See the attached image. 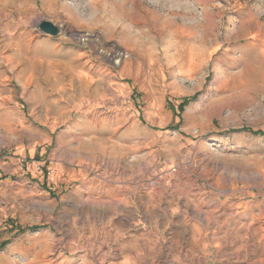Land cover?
Wrapping results in <instances>:
<instances>
[{"label":"rangeland","instance_id":"rangeland-1","mask_svg":"<svg viewBox=\"0 0 264 264\" xmlns=\"http://www.w3.org/2000/svg\"><path fill=\"white\" fill-rule=\"evenodd\" d=\"M261 31L264 0H0V264H104L106 218L83 210L118 181L141 223L264 206Z\"/></svg>","mask_w":264,"mask_h":264},{"label":"crops","instance_id":"crops-1","mask_svg":"<svg viewBox=\"0 0 264 264\" xmlns=\"http://www.w3.org/2000/svg\"><path fill=\"white\" fill-rule=\"evenodd\" d=\"M250 42L253 44L250 47L253 54H249V59L257 53L263 54V31L255 34ZM110 155L120 162L126 156L120 150ZM118 182L108 188L109 196L114 195L116 198L114 206L109 205L100 213L92 210V207L83 210V216L100 214L102 218H106L102 223H96L103 225L101 239L108 246L105 253H100L103 254L101 260L105 261L104 264H141L142 260L155 264L161 258L166 259L167 264H209V261H216V264H264L263 205L231 208L221 204L214 207L217 212H212L213 215L208 220L177 219L141 223L139 220L129 219L127 215L129 212L134 213V209L125 206L126 203L129 204L128 200L139 197V188L136 185L134 187V184L129 187V183ZM40 185L50 187L51 192L54 190L52 184L44 179L40 181ZM188 209L189 213L199 211L196 205L188 206ZM82 223L88 230L84 235L91 236L93 222ZM75 225L73 223V226H67L70 231L65 236L69 244H73L75 238L81 237L80 229ZM39 231L40 235L51 237L52 241L59 239L58 235L54 236L57 231L53 226L41 228ZM162 238L166 240L163 241ZM110 245H116L113 251H110ZM73 255L64 258L62 264H74Z\"/></svg>","mask_w":264,"mask_h":264},{"label":"water","instance_id":"water-1","mask_svg":"<svg viewBox=\"0 0 264 264\" xmlns=\"http://www.w3.org/2000/svg\"><path fill=\"white\" fill-rule=\"evenodd\" d=\"M39 29L43 33L50 35V36H53V37L58 36L60 33V30L57 26H55L51 22H47V21L42 22L39 26Z\"/></svg>","mask_w":264,"mask_h":264},{"label":"bare ground","instance_id":"bare-ground-1","mask_svg":"<svg viewBox=\"0 0 264 264\" xmlns=\"http://www.w3.org/2000/svg\"><path fill=\"white\" fill-rule=\"evenodd\" d=\"M64 28V27H63ZM65 30V29H63ZM62 32V31H61ZM122 63V54L120 53L118 56H117V61H116V65H120Z\"/></svg>","mask_w":264,"mask_h":264},{"label":"trees","instance_id":"trees-1","mask_svg":"<svg viewBox=\"0 0 264 264\" xmlns=\"http://www.w3.org/2000/svg\"><path fill=\"white\" fill-rule=\"evenodd\" d=\"M188 103L186 102H184L181 106H180V110H181V112L183 111V109H184V107L187 105ZM8 243H5V244H2L4 247L7 245Z\"/></svg>","mask_w":264,"mask_h":264}]
</instances>
